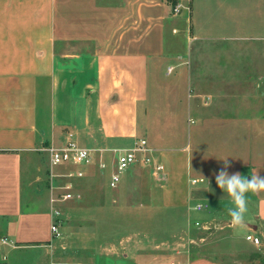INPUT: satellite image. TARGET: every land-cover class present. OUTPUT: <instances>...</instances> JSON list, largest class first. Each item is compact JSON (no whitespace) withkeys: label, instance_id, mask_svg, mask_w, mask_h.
Returning a JSON list of instances; mask_svg holds the SVG:
<instances>
[{"label":"crops","instance_id":"obj_1","mask_svg":"<svg viewBox=\"0 0 264 264\" xmlns=\"http://www.w3.org/2000/svg\"><path fill=\"white\" fill-rule=\"evenodd\" d=\"M211 5L0 0V242L11 245L0 264L22 262L26 247L53 240V209L28 211L23 204V162L35 150L62 147L69 139L105 151L109 164L113 150L146 140L163 166L159 204L181 212L189 245L203 238H193L196 222L204 230H242L230 223L227 209L234 205L216 174L227 158L229 174L250 179L258 171L264 177V0H223L225 30L201 25L197 9L205 13ZM186 32L192 42L187 60ZM216 47L224 52L211 51ZM219 63L229 104L224 112L231 115L201 84L219 81ZM82 169L76 180L84 204L99 202L96 194L110 187L111 168ZM247 201L246 235L264 238V192L248 193ZM25 261L37 264L33 257ZM179 264L230 263L189 252Z\"/></svg>","mask_w":264,"mask_h":264},{"label":"rangeland","instance_id":"obj_2","mask_svg":"<svg viewBox=\"0 0 264 264\" xmlns=\"http://www.w3.org/2000/svg\"><path fill=\"white\" fill-rule=\"evenodd\" d=\"M209 1L212 5L205 13L201 7L197 9L201 25L205 30H225L228 19L223 0ZM202 2L199 0V5ZM194 17L196 20L197 15ZM187 37L186 32L185 50L189 52L184 56L186 60L192 53V42ZM214 37L219 38V34ZM211 51L222 54L224 49L216 47ZM203 52L207 54L210 50L205 48ZM216 60L221 62V59ZM219 65V81L202 80L201 84L204 91L216 95V107L223 114L231 115L224 112L229 104H225L223 97V67L222 63ZM202 66L200 64V68ZM58 169L62 168L50 165L44 147L24 159L23 204L28 211H58L55 222L60 236L53 237L48 244L26 247L27 253H21L25 254L21 258H26L17 264H27L25 260L32 257L37 264H179L189 252L193 258L206 257L230 264H264V238L258 246L252 245L245 240L248 231L244 228L241 231L214 227L204 230L194 224L193 238H203H194V244L191 241L189 245L188 227L181 223V212L159 204V185L152 167L130 169L117 188L104 187L102 193L96 194L100 201L92 203L91 200L90 204H84L83 196L62 200L68 192L64 189L66 185H71V193L80 196L82 193L79 180L64 177L70 168ZM5 247L8 246L0 242V257L5 254Z\"/></svg>","mask_w":264,"mask_h":264},{"label":"built area","instance_id":"obj_3","mask_svg":"<svg viewBox=\"0 0 264 264\" xmlns=\"http://www.w3.org/2000/svg\"><path fill=\"white\" fill-rule=\"evenodd\" d=\"M179 12L180 6L174 7V13ZM45 151L49 155L52 167L71 168L64 174L65 178L80 179L84 176L82 168H89L94 165L98 166L100 172H105L110 167L109 186L111 188H117L124 174L136 166L152 167V172L155 176H158L163 171L162 164L154 160V150L148 146L147 141L144 139L139 140L132 149L113 150L110 152L113 156L110 164L105 160V151L82 147L71 139L62 147L50 146L45 148ZM192 183L196 184L197 180H193ZM64 189L68 192L63 195V201L81 199L80 195L71 193V185H66ZM196 209L199 211L202 209V206H197ZM53 213L54 215H59V212L56 210ZM195 226L200 227V224L196 222ZM51 233L53 237L60 236L59 227L55 221L51 224ZM245 240L255 246L260 244L259 237L252 233L247 234ZM1 242L2 244H6L5 239H2Z\"/></svg>","mask_w":264,"mask_h":264},{"label":"clouds","instance_id":"obj_4","mask_svg":"<svg viewBox=\"0 0 264 264\" xmlns=\"http://www.w3.org/2000/svg\"><path fill=\"white\" fill-rule=\"evenodd\" d=\"M224 162V167L216 174V184L227 193L234 207L227 209L230 216V223L234 227H246L245 214L248 211L247 194H259L264 192V177L259 176L258 171L252 173L251 178L240 173L229 174L230 167L228 159H220Z\"/></svg>","mask_w":264,"mask_h":264},{"label":"trees","instance_id":"obj_5","mask_svg":"<svg viewBox=\"0 0 264 264\" xmlns=\"http://www.w3.org/2000/svg\"><path fill=\"white\" fill-rule=\"evenodd\" d=\"M263 264V263H262Z\"/></svg>","mask_w":264,"mask_h":264}]
</instances>
